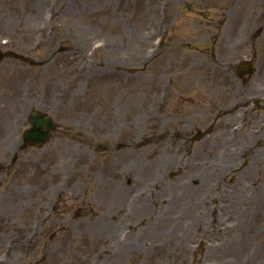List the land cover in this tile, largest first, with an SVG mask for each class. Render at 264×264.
I'll return each instance as SVG.
<instances>
[{"label":"rangeland","instance_id":"374dc122","mask_svg":"<svg viewBox=\"0 0 264 264\" xmlns=\"http://www.w3.org/2000/svg\"><path fill=\"white\" fill-rule=\"evenodd\" d=\"M0 25V264H264V0H0Z\"/></svg>","mask_w":264,"mask_h":264},{"label":"water","instance_id":"95a60500","mask_svg":"<svg viewBox=\"0 0 264 264\" xmlns=\"http://www.w3.org/2000/svg\"><path fill=\"white\" fill-rule=\"evenodd\" d=\"M37 121L34 122V127L27 133V137L34 140L35 144H41L49 135V129L52 127L50 117H45L44 114L37 113ZM47 127V130H44Z\"/></svg>","mask_w":264,"mask_h":264},{"label":"bare ground","instance_id":"6f19581e","mask_svg":"<svg viewBox=\"0 0 264 264\" xmlns=\"http://www.w3.org/2000/svg\"><path fill=\"white\" fill-rule=\"evenodd\" d=\"M213 198V197H212Z\"/></svg>","mask_w":264,"mask_h":264}]
</instances>
